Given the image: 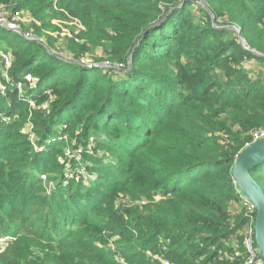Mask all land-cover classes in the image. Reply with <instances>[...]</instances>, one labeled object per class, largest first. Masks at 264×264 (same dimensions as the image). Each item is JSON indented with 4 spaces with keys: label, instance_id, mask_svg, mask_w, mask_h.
<instances>
[{
    "label": "trees",
    "instance_id": "1",
    "mask_svg": "<svg viewBox=\"0 0 264 264\" xmlns=\"http://www.w3.org/2000/svg\"><path fill=\"white\" fill-rule=\"evenodd\" d=\"M164 1H45L56 16L83 26L75 34L81 42L71 40L78 46L68 49L77 60L101 47L105 67L65 61L58 47L53 55L20 36L7 51L12 79H3L0 90V225L11 235L0 264L244 260L245 214L232 213L240 200L231 168L251 132L264 127V0H205L218 25L198 2ZM27 5L0 0L16 11ZM230 26L260 55L244 49ZM25 72L33 73L35 88ZM19 81L27 83L24 93ZM30 102L48 108L32 111ZM28 113L39 150L14 118ZM71 143L83 152L72 153L71 161H80L70 167L87 168L96 180L64 174L58 158ZM50 171L57 184L30 218L25 196ZM250 173L264 189V160ZM119 195L143 204L115 209ZM44 226H51L47 235ZM103 230L114 249L97 245Z\"/></svg>",
    "mask_w": 264,
    "mask_h": 264
},
{
    "label": "rangeland",
    "instance_id": "2",
    "mask_svg": "<svg viewBox=\"0 0 264 264\" xmlns=\"http://www.w3.org/2000/svg\"><path fill=\"white\" fill-rule=\"evenodd\" d=\"M47 0H36V2H32V0H29V5L24 6L23 8H20L18 11L11 9L10 6H0V50L6 54L7 58H3L2 55L0 54V85L3 86V90H1L2 93L5 91V85L3 83V79L7 80L8 82L11 81V69H12V58L10 54L7 51H11L13 48L16 47V44L19 45L21 39L18 37H22L23 39H28L30 41H37L38 43L42 44L44 49L53 55H56L55 52L57 51V47L61 50L63 54V59L65 61L68 60H74V61H85V63L90 64V63H95L93 60H97V63H103L104 61V52L101 47H96L93 46L92 50H89L85 52L84 55L80 54L79 59H78V54L76 52H72L69 47H76L78 46L75 44L76 42H81L78 40L77 37H75V34H79L80 31H82L83 26L76 22L75 20L72 19H64L62 17L56 16L50 7H46V2ZM164 1V0H163ZM194 3H199L201 5L200 0H193ZM191 2V1H190ZM163 3H166L165 1ZM202 6V5H201ZM191 9V8H190ZM57 11V10H55ZM13 22L15 23V29H11L6 26L8 22ZM218 22L220 20H215L214 19V25H218ZM71 40H75L74 42ZM53 45V46H52ZM7 48L6 50L4 48ZM65 48V49H64ZM71 51V52H70ZM77 56V57H76ZM9 61V65H5L4 63L1 64V61ZM78 63V62H77ZM113 65V64H112ZM126 71V69L124 70ZM31 75V80L25 79L27 75ZM23 78L29 83L30 87L35 88V83L36 79L31 72H25L23 73ZM13 81V80H12ZM48 81V80H44ZM26 83V84H27ZM25 83H21L20 81L17 82L15 85L18 92H25ZM33 102H30L32 108V111H38L39 109H47V103H43L40 108H38L36 105L32 104ZM5 121L9 120V117H4ZM17 118L19 123L21 124L20 130L24 134L27 135V138L33 142L35 149L39 150L38 144L36 142L37 135L35 134L34 130V125L33 122L31 121V113L24 114V115H19V117H14ZM82 146H75L73 143L71 144H66L63 146V156H59L58 161L61 163L63 162L64 164V174L67 175V177L75 179L76 181H83L85 184L90 182L91 180H96L97 176L90 174L87 172V168H72L70 167V164L72 163H77L80 161V159L77 160V162L71 161L72 153L74 154H79L82 153L83 150L81 149ZM88 150H91L89 145L87 146ZM57 163L53 157L50 160V163ZM56 173L54 171L50 172H43L39 174V181L37 182L38 189L31 190L28 192L25 196V200H27L26 203H24V207L26 209V213H28V217L33 218L35 217V211L37 210V207L39 206V198H41V195H51L52 190L55 188V185L57 184L56 178H52L51 176H54ZM2 175V174H0ZM120 197V198H119ZM118 198L114 200L113 207L116 209L119 205H124L126 208L134 207L135 205H140L143 204V201H140V204L137 201H133L131 198L128 197H122L119 195ZM18 202V200H17ZM16 205V203H15ZM20 205H22V202L20 200ZM42 207V205L40 206ZM111 208V211L114 210V208ZM43 209V207H42ZM111 211L109 213H111ZM240 212H245L241 204H235V206L232 209V213L234 215H237ZM106 219H109V221H112L113 218L111 216L105 217ZM18 222V221H17ZM15 222V223H17ZM21 221H19L20 223ZM43 222V221H42ZM1 223V222H0ZM44 223V222H43ZM71 225V224H69ZM36 227L39 229L40 226L39 224L36 225ZM46 227V230H48L45 234L47 235L49 232V228L51 226H44ZM72 230L75 232L78 231V228L73 225ZM11 235V232L8 230H4L2 226L0 225V247L3 248L6 245V241H8L9 237ZM36 241H39L37 239ZM95 241L97 245L104 247V245L107 248H115L114 244V238H111V236L108 234L107 231L103 230V233L101 235L99 234L97 238H95ZM100 241H102L100 243ZM64 241H61L63 243ZM61 243H56L55 245V251L56 252H61L60 248L58 247L61 246ZM28 244L30 248L35 252V253H41V249L39 246L34 244L31 240L28 241ZM43 245L44 242H41ZM44 248L46 250H50V247L45 246Z\"/></svg>",
    "mask_w": 264,
    "mask_h": 264
},
{
    "label": "water",
    "instance_id": "3",
    "mask_svg": "<svg viewBox=\"0 0 264 264\" xmlns=\"http://www.w3.org/2000/svg\"><path fill=\"white\" fill-rule=\"evenodd\" d=\"M202 7L209 13L214 25V16L210 9L205 4V0H200ZM236 32L239 42L244 49L249 50L255 55L259 53L248 49L245 40L242 37V31L236 26H230ZM74 62L72 60H68ZM76 62V61H75ZM80 65L85 67H105L104 64L90 63ZM264 160V137L252 142L250 145L241 149L235 158L231 168V174L235 182V187L245 196H247L255 205V222H254V238L260 256L264 262V189L252 176L250 170L258 163Z\"/></svg>",
    "mask_w": 264,
    "mask_h": 264
},
{
    "label": "built area",
    "instance_id": "4",
    "mask_svg": "<svg viewBox=\"0 0 264 264\" xmlns=\"http://www.w3.org/2000/svg\"><path fill=\"white\" fill-rule=\"evenodd\" d=\"M6 26L11 29H15V23L8 22ZM0 54L3 58H7L6 54L0 50ZM4 63L5 65H9V61H1V64ZM82 63L86 64L85 61ZM88 64V63H87ZM104 65H110L108 62H105ZM120 64H113L111 67L118 68ZM27 80H31V75H27L25 77ZM0 90H3V86L0 85ZM49 92V91H47ZM252 138L250 143H246V146L250 145L252 142L257 141L264 137V127H259L254 129L251 132ZM240 204L242 205L243 209L245 210V222L241 234L243 235L242 244L245 249V257L241 264H264L262 257L260 256L259 250L255 243L254 238V222H255V205L253 202L245 195H243L237 189ZM164 264H170L168 261H164Z\"/></svg>",
    "mask_w": 264,
    "mask_h": 264
}]
</instances>
